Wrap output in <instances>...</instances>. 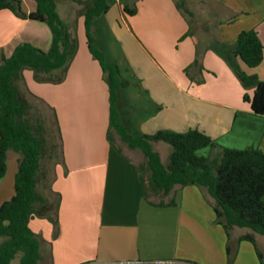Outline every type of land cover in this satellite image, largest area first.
Here are the masks:
<instances>
[{
  "label": "crops",
  "instance_id": "1",
  "mask_svg": "<svg viewBox=\"0 0 264 264\" xmlns=\"http://www.w3.org/2000/svg\"><path fill=\"white\" fill-rule=\"evenodd\" d=\"M216 1L222 10L216 23L196 29L177 0L110 5L101 32L118 45L116 61L130 81L121 91V116L131 134L197 129L218 146H253L264 153V114L251 112L243 95L253 91L242 87L224 57L240 31L254 28L263 59L255 67L239 58L237 64L264 80V0ZM21 3L26 12L35 9L34 0ZM124 5L135 6L136 12L126 14ZM56 9L77 40L63 80L38 82L32 70H23L24 86L54 110L59 128L58 159L49 181L60 196L58 233L54 236L46 218L28 222L41 236L38 264H226L227 244L236 250L233 264H261L253 244L238 240L251 230L234 227L227 239L199 187H178L155 199L160 193H154L157 188L147 177L143 156L109 142V90L88 50L80 5L56 0ZM189 20L192 33L186 35ZM24 42L47 50L48 25L1 9L0 62ZM196 44L203 51L199 66L191 65ZM129 89L135 95L128 94ZM140 97L144 105H138ZM158 142L152 143L154 150ZM208 153L205 147L199 155ZM16 159L17 154H8L0 204L14 194ZM257 237L263 239L264 234L254 233L255 241Z\"/></svg>",
  "mask_w": 264,
  "mask_h": 264
},
{
  "label": "trees",
  "instance_id": "2",
  "mask_svg": "<svg viewBox=\"0 0 264 264\" xmlns=\"http://www.w3.org/2000/svg\"><path fill=\"white\" fill-rule=\"evenodd\" d=\"M34 1L35 9L26 12L21 0H0V10L9 9L21 18L44 22L51 31V43L47 50L24 42L16 45L10 56H1L0 180L6 172L10 152L17 154V169L14 175V194L0 204V264H10L17 253H20V264H38L41 258V236L30 229L28 222L31 218L48 219L53 224L54 236L58 233L59 193L52 191L49 186L50 197L41 194L38 190V176L46 142H50V154L55 156V151L59 150V128L52 108L48 109L53 117V128H47L44 117L33 119L30 116V99L40 98L24 86L23 70H32L38 82L58 83L63 80L76 53L77 40L58 14L56 0ZM71 1L80 5L79 15L84 18L88 50L99 62L108 86L109 142L114 144L115 136H118L127 147L142 152L147 177L157 188L154 193L169 196L178 187H199L214 211L215 222L223 227L227 239L234 227L250 229L249 233L241 235L238 240L250 241L261 264H264L254 238V233L264 234V153L253 146L242 149L218 146L208 135L197 129L184 132L160 129L152 134H131L123 122L120 108L121 91L130 85V81L122 76L118 62L107 57L95 45L94 32L106 26L105 15L110 2ZM177 6L182 7L179 2ZM123 11L132 15L136 8L124 5ZM188 22L186 35L192 33L191 21ZM202 52L200 45L196 44V55L191 65H200ZM224 57L242 87L253 91L251 96L246 92L243 95L251 112L263 115L264 80L255 73H247L237 64V58L249 67L261 63L263 44L257 31L254 28L240 31ZM158 141L167 143L171 148L167 163L162 162L159 153L152 147V143ZM205 147H209L207 155L197 154L198 150ZM170 203L174 204V199ZM226 252V264H232L236 250L227 244Z\"/></svg>",
  "mask_w": 264,
  "mask_h": 264
},
{
  "label": "rangeland",
  "instance_id": "3",
  "mask_svg": "<svg viewBox=\"0 0 264 264\" xmlns=\"http://www.w3.org/2000/svg\"><path fill=\"white\" fill-rule=\"evenodd\" d=\"M177 1L179 2L180 5H182V8L185 10V14L187 15V17L192 20V24L195 29L198 26L202 27V24H205V23L209 27L210 26L213 27L217 19L220 17V14H222L220 13L222 11L220 8V5L217 4L216 0H177ZM109 2H110V5L113 4L117 6L118 2L126 3V0H118V1L109 0ZM94 34H95L94 35L95 45L101 51H103L107 57H109L110 59L115 57L116 58L115 60H117L116 55L119 52L118 45L112 40H110V38L107 37L105 33L101 32V30H98V31L95 30ZM21 88L23 89V86H21ZM130 91H131V95H135L132 89H129V92L127 93L129 94ZM30 100L32 103V108L30 110V116L33 119L38 118V117L39 118L44 117L46 119V124L48 125L47 128H53V125H52L53 117L51 115V111L41 101L35 98L30 99ZM136 100H137L138 105L140 104L144 105L143 97L136 98ZM134 105H136L135 102H134ZM136 112L138 111L136 110ZM140 114L142 113L140 112ZM115 138H116L115 143L123 147L128 152L127 146L120 140V138L118 136H115ZM49 143L50 142L48 140L45 144L46 150L40 161L41 167H40V172L38 176V179H39L38 180V190L40 191L41 194H43L44 196H48V197H50L49 180L51 176L52 167H53L54 162L58 159V149L55 151V156L53 155V153L50 154L51 151L49 150ZM157 144L158 145H156L155 149L159 152L161 156V160L164 163H167L168 162V151L170 152V149H171L170 146L167 143L162 142V141H159ZM200 150L197 151V154L200 153ZM134 152H136L137 154H140V156H143L142 152H140L138 149H135ZM14 163L15 161L12 162V166H14ZM41 172H43V175H40ZM161 196L162 195L160 194L159 196L155 197V199L163 198ZM51 199L54 200L53 197ZM1 240H2V237L0 236V241ZM263 240L264 238L259 239L257 237L256 245H257L258 250L261 253L262 261L264 263V241ZM255 255H257V253ZM10 264H20V253H17L12 258Z\"/></svg>",
  "mask_w": 264,
  "mask_h": 264
}]
</instances>
